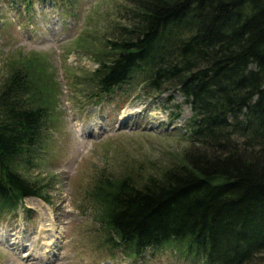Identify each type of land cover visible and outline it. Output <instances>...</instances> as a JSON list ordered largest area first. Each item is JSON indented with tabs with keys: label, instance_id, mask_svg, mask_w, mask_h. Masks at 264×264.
I'll list each match as a JSON object with an SVG mask.
<instances>
[{
	"label": "trees",
	"instance_id": "1",
	"mask_svg": "<svg viewBox=\"0 0 264 264\" xmlns=\"http://www.w3.org/2000/svg\"><path fill=\"white\" fill-rule=\"evenodd\" d=\"M8 1L32 11L35 0ZM130 3L109 20L87 95L139 84L157 96L178 91L191 108L189 146L159 171L99 169L85 192L99 247L109 256L168 249L190 264H264V0ZM90 35L76 47L93 45ZM40 62L0 80V215L27 196L46 199V182L26 173L52 103Z\"/></svg>",
	"mask_w": 264,
	"mask_h": 264
},
{
	"label": "rangeland",
	"instance_id": "2",
	"mask_svg": "<svg viewBox=\"0 0 264 264\" xmlns=\"http://www.w3.org/2000/svg\"><path fill=\"white\" fill-rule=\"evenodd\" d=\"M124 6L130 0H35L26 11L0 0V80L8 68L34 58L54 83L39 159L26 168L46 182V199L27 196L14 213H1L0 264H190L168 249L141 259L119 251L109 256L96 240L95 210L85 192L99 169L141 164L159 171L189 146L184 127L191 108L178 91L157 96L139 84L99 100L87 95L93 58L109 35V20ZM86 31L95 43L85 50L76 44ZM45 212H52L54 225L53 235L45 232L55 238L48 243L40 233Z\"/></svg>",
	"mask_w": 264,
	"mask_h": 264
},
{
	"label": "bare ground",
	"instance_id": "3",
	"mask_svg": "<svg viewBox=\"0 0 264 264\" xmlns=\"http://www.w3.org/2000/svg\"><path fill=\"white\" fill-rule=\"evenodd\" d=\"M45 213L49 216L46 219L48 222H47V224H42L40 233H41V235L42 234L47 235V237H44V238L47 239L45 241L48 243L50 240H55V238L52 236L53 235L52 233L54 232V225H53V217L51 215L52 212H50V213L45 212ZM46 231L49 232L50 234H52L50 238L48 237V234L45 233ZM53 243H54V241L51 244H47V246L50 245L49 247H52ZM17 245H19V244L17 243Z\"/></svg>",
	"mask_w": 264,
	"mask_h": 264
}]
</instances>
